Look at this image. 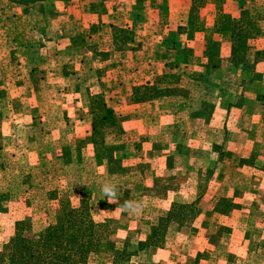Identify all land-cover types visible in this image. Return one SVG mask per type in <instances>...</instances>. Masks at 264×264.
<instances>
[{
  "label": "rangeland",
  "instance_id": "374dc122",
  "mask_svg": "<svg viewBox=\"0 0 264 264\" xmlns=\"http://www.w3.org/2000/svg\"><path fill=\"white\" fill-rule=\"evenodd\" d=\"M61 1L68 6L72 0ZM14 2L0 0V80L8 103L23 108L16 113L9 106L0 124L7 136L0 140V187L10 194L1 200L0 249L14 221L29 218L36 232L52 221L57 200L76 204L83 198L95 222H109L99 252L82 264H113L114 250L125 239L140 246L121 264H264V0H208L198 11L199 31L187 25L195 22L188 19L189 0H144L137 13L131 0L107 2L104 23L130 30L131 50L96 58L77 52L80 58L66 66L67 80L59 75V61L66 57L56 58L53 51L63 45L56 43L59 30L71 26V18L63 23L66 17L60 15L55 23L61 27L51 25L43 39L46 53L38 51L34 92L20 47L24 40L35 44L37 36L17 30L23 17ZM83 6L73 12L72 25L80 26ZM56 9L66 14L62 6ZM218 9L235 19L246 12L242 27L248 50L239 60L232 40L212 31ZM24 20L43 24L36 8ZM169 33L173 36L165 43ZM116 39L119 47L126 43ZM206 40L219 61L203 83L195 76L203 71ZM109 43L103 36L99 45ZM181 48L191 56L187 64L178 63ZM167 63L177 64L168 72L178 76L167 78V85L178 84L185 93L172 90L175 97L131 101L132 83L154 84ZM75 83L81 84L78 95ZM86 89L102 96L118 116L115 126L98 124L97 144L89 139L92 117L81 97ZM29 134L35 136L33 144ZM40 136L53 149H41ZM63 143L71 145L70 158L78 155V163L63 165L58 158ZM106 156L117 164H107ZM106 186L115 191L114 200ZM221 198L227 200L219 214L214 205Z\"/></svg>",
  "mask_w": 264,
  "mask_h": 264
},
{
  "label": "trees",
  "instance_id": "16d2710c",
  "mask_svg": "<svg viewBox=\"0 0 264 264\" xmlns=\"http://www.w3.org/2000/svg\"><path fill=\"white\" fill-rule=\"evenodd\" d=\"M207 1L208 0H189L188 19H190L191 16L195 22H190L188 20L187 25L194 31L200 30V27L196 26V23L197 25L199 24L197 22L198 11ZM213 1L217 3L221 2V0ZM143 2L144 0H134L133 10L138 12ZM14 3L24 6L29 3V0H15ZM245 13V11H242V13H240L242 16L235 19L218 9L213 21L212 31L224 39L228 38L232 40L237 60L247 54L248 50L246 44H244L247 34L244 32L245 28L242 27L243 16ZM170 36L172 37L173 34H167V38L165 37L164 39L165 43L170 40ZM124 40H127V37L124 36L123 41ZM215 54L214 44L210 42V40H206L205 51L203 54V57L205 58L203 71L197 73L195 76L200 82L208 83L210 81L209 77H211L217 70L219 59ZM189 55L187 49H179V52L176 54L177 57L181 56V58H178V63L187 64L191 59V56ZM176 66V63L175 66L172 65L171 67H169L168 63L165 64L167 72L165 71L161 73L160 76L154 80V84L150 83L143 86L131 87V101L140 102L155 100L166 98L171 95L175 97V95L172 94L173 91L179 92L180 95L185 93L183 88L178 86V84H175L177 86L173 85L175 87L173 89L170 88L171 85H167V78H172V76L175 75L169 74L168 71ZM175 76L178 77L177 75ZM2 94L3 92L0 91V98ZM261 101L264 103V97ZM88 105L89 108L91 107L90 113L92 117L89 139L97 144L96 135L98 134V129H100L98 124L100 127L103 125L115 126L118 119L113 115L111 109L105 107L102 98L98 95L89 97ZM1 117L2 115L0 111V119ZM30 126V128L34 127V124H31ZM0 140L2 139L0 138ZM33 142L34 139L30 140L29 143ZM98 143L99 145H103L102 136ZM42 148L49 149L46 145L41 146V149ZM70 151L71 145H67L62 148L61 155L58 157L61 161L63 160L64 166H68L73 162H79L78 155L75 156V161H72L70 158ZM94 158L95 160L97 158V160H100L101 162V157L97 154H95ZM104 160L107 164H117V161L111 158V156H106ZM8 195L10 194L7 187H5V191H2V187H0V209L2 201L4 202L9 197ZM226 200L227 199L223 198L218 199L214 205V211L222 214L223 204ZM108 222L109 221H103L100 223L95 222L91 217L88 203L83 198L78 199L76 204L71 203L68 199L57 200L52 221L38 231H32L29 218L25 217L13 222L12 233L2 244L0 249V264H82L90 255H95L99 252L101 242L107 231ZM223 230L228 232L229 228H223ZM139 246L140 244L138 243L133 245L126 241V239L123 240L114 250L113 264H121L122 258L127 255L131 249H135L136 251Z\"/></svg>",
  "mask_w": 264,
  "mask_h": 264
},
{
  "label": "crops",
  "instance_id": "0c3cea01",
  "mask_svg": "<svg viewBox=\"0 0 264 264\" xmlns=\"http://www.w3.org/2000/svg\"><path fill=\"white\" fill-rule=\"evenodd\" d=\"M68 1V0H67ZM66 1V2H67ZM110 1H115V0H75L74 4L72 5L71 3H73V0L71 2L68 3V6L66 3H63L61 0H47V3H44L45 0H40V1H35L31 4H26V5H19L17 3H11L12 5L16 4L17 8L20 10L21 16L23 17V19L19 18L16 22L17 23H21V27L22 28H17V30L20 32L23 31L24 33H32V35H36L37 36V42L34 43H29L26 44L25 40L23 42V45L20 47L21 50L23 51L24 55H23V61L25 62L24 65L27 69V76L30 79V87H31V91H36L37 90V81H33L32 80V75H35V72L38 68L37 63H38V51H45L46 53V49L47 46H45L43 39L44 37L47 36V30L50 28L51 25L55 26V27H61L59 26V20L57 21V23H55V19L56 18H60L61 17H66V20L62 21L63 23L65 21H67V19L71 18V26L69 27V30L67 32H65L64 30H59L60 34V39L56 40V43H61L63 42V45H55L53 47V51H54V55L55 57L58 56V58H64L66 57V60L64 61H59V75L63 80H67L68 77L71 75V72H68L67 67L68 65L71 64L72 62V58H75L76 55L75 53L80 52L81 56H90L93 58H96L97 55L95 54H109L110 52L113 53H122V51L125 53V51L127 50H131V47L128 45V41L130 38L127 37V40H124L126 43H124L123 46L119 47V42H113V37L118 36V38L120 37H126L129 36L130 30L125 29L123 26H115L114 24H111L110 22H108V24L104 23L103 18L105 17V14L108 13V9L106 6L107 2ZM132 1V8H134V0ZM84 4L83 8L85 9V11L81 10L82 12L79 14V18H77L78 20L80 18H82L81 24L79 26V24H76L77 26L72 25V23H74V20L72 18H74V14L73 12H79L80 10H78V8ZM147 3L143 2L140 6V10L138 12H141L143 10V5H145ZM47 5V6H46ZM60 5L62 6L63 12H66V14L63 13H59L56 9V6ZM36 6V7H35ZM36 8L37 9V13L38 15L41 17V21L43 22V24H40L39 21L38 22H31L26 23V21L24 20V18L26 16H29L30 14V10ZM75 8H77L76 10H74ZM81 8V7H80ZM71 9V12H69V10ZM49 13L50 16H48L47 14ZM134 13L135 10H133ZM135 15V14H134ZM54 18V19H53ZM79 23V22H78ZM104 27L107 28L108 32L104 31ZM129 27V26H126ZM56 28V30H57ZM60 29V28H59ZM62 29V28H61ZM104 32V34H103ZM21 36H23L24 38H26L27 36H24L22 34H20ZM102 37V39H100V37ZM103 36L104 37H108L109 36V47L106 46L107 48H101L99 45V42L103 40ZM131 36V35H130ZM18 36H16L17 38ZM15 38V36H13V39ZM96 39V41H95ZM41 41V42H40ZM46 41V40H45ZM43 43V44H41ZM20 46V45H19ZM52 49V48H51ZM12 50L8 49L7 52H9ZM43 51V52H44ZM14 54H9V56L12 58ZM80 58V56H78ZM57 58V57H56ZM55 61H57L55 59ZM65 69L67 70V72H65ZM94 75L97 77L98 74L100 73L99 68H95V70L93 71ZM98 78V77H97ZM96 78V79H97ZM3 78L0 80V91L3 92V94L1 95L0 98V111H1V119H0V124H2V122H6L5 120V115L8 112V107L11 106L13 109V112L18 110V113H20L21 107L19 105L18 102H15L13 100H10V103H8V97L6 95V93L4 92L6 89L3 86ZM145 85V84H144ZM140 86V85H138ZM73 93L78 95L80 93V88H81V84H73ZM131 87H135L132 83ZM131 87H129L131 89ZM90 89H86V93L81 94V97L84 99V101L86 102V106L89 107L88 105V98L93 96V95H98L96 94H91L89 91ZM129 90V89H128ZM100 96V95H98ZM103 100V103L105 104L106 108H109L105 102V100L103 99L102 96H100ZM91 108V107H90ZM90 108L88 111V116H91L90 113ZM109 109H111V111L113 112V115L117 118L118 116L115 114L114 112V108L110 107ZM36 124H34V127L30 128V129H34V131L36 130ZM28 132H31V130H28ZM4 134H2L1 131V127H0V138L1 139H5L7 136H3ZM32 138V139H31ZM35 139V136H33L32 134L28 135V142H30V140ZM39 140V145L43 146L46 145L48 146L50 149H53V144L49 141H44L42 139V136H40L38 138ZM29 144H33V143H29ZM67 143H63L61 144L60 148H63ZM51 151V150H50Z\"/></svg>",
  "mask_w": 264,
  "mask_h": 264
},
{
  "label": "clouds",
  "instance_id": "9594fccd",
  "mask_svg": "<svg viewBox=\"0 0 264 264\" xmlns=\"http://www.w3.org/2000/svg\"><path fill=\"white\" fill-rule=\"evenodd\" d=\"M104 192L108 193L113 198V200H114V198H115V191L113 190V188L106 186L104 188ZM110 202H112V201H110Z\"/></svg>",
  "mask_w": 264,
  "mask_h": 264
}]
</instances>
